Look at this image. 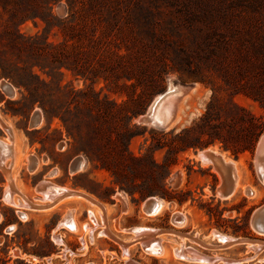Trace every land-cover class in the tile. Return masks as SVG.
<instances>
[{
  "label": "rangeland",
  "instance_id": "1",
  "mask_svg": "<svg viewBox=\"0 0 264 264\" xmlns=\"http://www.w3.org/2000/svg\"><path fill=\"white\" fill-rule=\"evenodd\" d=\"M170 79L191 89L179 125L138 123ZM4 81L16 93H0V126L7 146L13 131L18 158L4 191L20 196L17 206L2 197L0 264H202L181 257L182 248L264 264V235L252 225L264 211L255 169L264 133V0H0ZM207 149L236 163L240 186L255 194L240 188L221 199L220 174L197 160ZM45 182L99 208L78 199L24 208L23 201L43 205ZM149 198L162 205L144 217ZM255 221L263 232L264 220ZM135 228L160 232L163 243L154 239L146 252L133 242ZM211 232L262 248H223ZM158 244L165 256L153 253Z\"/></svg>",
  "mask_w": 264,
  "mask_h": 264
},
{
  "label": "bare ground",
  "instance_id": "2",
  "mask_svg": "<svg viewBox=\"0 0 264 264\" xmlns=\"http://www.w3.org/2000/svg\"><path fill=\"white\" fill-rule=\"evenodd\" d=\"M189 90H191V89H181L180 86H177L176 83L173 82V79L168 80V86H167L166 91L163 92L162 94L158 95L151 102V104L147 108V114L144 113L143 115H140L138 117V119H137L138 123H141V124L146 125L148 127L155 128L157 130H166V129H169V127L173 128V127L178 126L180 121H181V115H182L183 109L185 108V106H186V104H187V102L189 100V98H187V97L184 98V92H188ZM183 98H184V100L181 103V100ZM179 108H180V110H179ZM0 119H2V117ZM38 119L39 118H37V119L35 118L34 120H37V122H39ZM3 121L4 120H2L1 123H5V121L4 122ZM8 128H10V127H8ZM9 131H11V130H9ZM9 135H10V139L12 141V144L10 146H7V147H9L8 149H9V152H10L9 154H7V157H6V158H8V161L5 164V166L0 164V169L3 170L4 176L7 179V181H10V178H11L10 177V172H9L11 167L8 170L7 169L8 164L11 163L12 166H13V165H15L17 163V160H18L16 154L14 153V149L12 147L13 146V142H14V140H13L14 138L12 139L11 138V134H9ZM3 159H4V156H3ZM197 160H198V162H199L201 167H203V168H210L211 167L214 172H216L218 175L220 174L219 176L222 177V175H223L224 177H227V179H230L232 181L233 188H232L231 192L227 193L225 196H222L226 192L225 187H220L217 190L216 193L221 199H228L231 195L235 194L240 188H241L242 194H244V195L248 191L251 194H255L254 190L247 189L246 186L245 187L244 186H240V181L243 180L244 177L242 175V178H241V174H240V177L236 176L237 164L229 161L222 154H219V153H217L215 151H210V150L207 149V150H204V151H200L197 154ZM78 163L80 164L81 160L76 162L77 165H78ZM76 168H77V166H76ZM255 169H256V172H257V174L259 176L258 178H260L261 183L264 184V146L258 147L256 156H255ZM11 183H12V180L10 181V184ZM8 188H11V185H9ZM59 189H61V190L57 191V189L56 188L54 189V187L52 185H48V184H46V182L45 183H41L39 185V187H38V190H39L40 194H42V197L40 198V201H41V203H43V205H41V206H28L26 204V202L24 201L23 202L24 203V205H23L24 208L30 207V208H39V209H44V210L45 209L46 210H50L54 206L56 207L57 205H62L65 202H67V201H69L71 199L85 200V201H87V202H89L91 204L97 205V207L99 205V203L96 204L95 202H93L92 198H90L88 196H85L84 194H81V193H78V192H75V191L69 190V189H63V188H59ZM5 190H7V188ZM8 195H11V194L9 193ZM6 200L8 201L9 205H11V206L16 205L15 201H12L10 196H7ZM121 201L122 200H119V202H121ZM161 205H162L161 202L159 200H156V198H155L153 201H150L149 203H144V211L146 213H148V214L149 213H155L156 210H158L161 207ZM102 211H103V209H102ZM71 217H74V215L72 213H68V216L66 217L67 221ZM253 218H254L252 220L253 229L258 234L264 235V231L261 232V231L256 230V226H255L258 223V221H255V220H264V211L255 214ZM66 219H64V221L60 224L59 228L60 227L61 228H67V226L65 224V223H67ZM104 220H105L104 219V215H102L101 228L104 227L103 226L104 225ZM183 220H184V217H181V221L182 222H184ZM253 222H255V223H253ZM83 229H84V231L86 233H91L92 232V228L89 229V227H87V226H83ZM102 229L105 231L104 233L106 235H109L108 231H106L105 228H102ZM72 230L74 231L75 228L73 227ZM76 230H77V228H76ZM129 232L131 234H133V242H138L139 244H142L144 246V248H145L143 250H145L146 252H147L148 249H152V245L154 244L153 243L154 239L156 240V238H157V239H159L161 241V243H163L162 239L160 237H158V236H160V232H156L154 230H150V229H146V228H144V229L143 228H141V229H139V228L136 229L135 228L134 230H131ZM163 234L174 235V234H172L170 232L163 233ZM211 236L214 237L215 239H217L220 243H222V247L223 248H227V247H229L231 245L240 244V243L247 244L248 247L251 249V251H253L254 253H258L261 250V248H262L261 243L258 242V241H253V240H246V241L233 240V238H231V237H225V236H222V235H220L218 233H214V232H211ZM185 240L186 239H184V238L180 239L181 244H183L184 243L183 241H185ZM189 240L191 241V239H189ZM57 242H60V241L57 240ZM191 242H193V241H191ZM142 245H140V247ZM122 248H123V253L126 255L127 251H128L127 246L123 245ZM182 249L179 250V251H182L179 255L181 257L185 258L186 260L190 261V262L191 261L200 262L202 264H219V263H222V264H238L239 263V262H235L233 260H226V259H223V258H218V256L207 257V256H205V254H202L201 252H198L196 250H191V249H187V248L186 249L182 248ZM155 250L158 253L159 257L160 256H165L166 252H167L163 245H161V247H160V245L158 247H154V249L152 250L153 253H155ZM175 253H177V251ZM126 256H128V255H126ZM179 259H180V257H179ZM185 259L183 261H185ZM130 261H128V264H131Z\"/></svg>",
  "mask_w": 264,
  "mask_h": 264
},
{
  "label": "crops",
  "instance_id": "3",
  "mask_svg": "<svg viewBox=\"0 0 264 264\" xmlns=\"http://www.w3.org/2000/svg\"><path fill=\"white\" fill-rule=\"evenodd\" d=\"M13 132H11V138L14 140V142H13V149H14V153L16 154L17 152V150H16V138L14 137V133L12 134ZM5 137H6V134H5V132H3V131H1L0 130V164H2V165H4L5 166V164L7 163V161H8V158H6L7 157V154H9L10 152H9V147H7V145H6V143L4 142V140H5ZM3 156H4V159H3ZM6 159V160H5ZM2 160V161H1ZM5 162V163H4ZM12 167H14V165L12 166ZM11 167V168H12ZM13 169V168H12ZM10 171H11V173H12V170L10 169ZM11 173H10V175H11ZM10 177H12V176H10ZM6 178H5V176H3V173L0 171V206H4L3 205V199H2V197H7V196H10V198L12 199V201H15V197H19L20 195H19V193H17V195L16 194H14V193H10V192H8V191H4V186H5V184H6V182H8L9 184H10V181L12 180L11 178H10V181H7V179L5 180ZM12 184V183H11ZM10 184V185H11ZM39 187V186H38ZM54 187V186H53ZM59 188V187H58ZM12 189V188H11ZM46 191V190H45ZM11 194V195H8V194ZM19 195V196H18ZM24 202V201H23ZM16 203V202H15ZM26 204L28 205V206H33V204H28L27 202H26ZM23 205H24V203H23Z\"/></svg>",
  "mask_w": 264,
  "mask_h": 264
},
{
  "label": "built area",
  "instance_id": "4",
  "mask_svg": "<svg viewBox=\"0 0 264 264\" xmlns=\"http://www.w3.org/2000/svg\"><path fill=\"white\" fill-rule=\"evenodd\" d=\"M3 91H5L7 94L10 93V94H9L10 96L13 95L14 93H16V89H15V87L12 86L10 83H8V82H6V81L0 83V93H4ZM6 98H9V97L6 96ZM9 99H10V98H9ZM34 117H36V118L40 117V122H36V121L34 120ZM41 120H42V117H41L40 111L37 110L36 112H34V115H33V117H32V123L34 124V127L40 125ZM0 130L3 131V129L1 128V126H0ZM3 132H4V131H3ZM60 188H61V187H60ZM127 212H128V211H126V213H127ZM140 212L143 214L144 217H145V216L148 217V215H149V214H146L145 212H143L142 209H141V207H140ZM126 213H125V214H126ZM64 229H65V228H64ZM98 232H99V231H98ZM98 232H97V233H98ZM97 235L100 236L99 233H98ZM187 249H190V248H187Z\"/></svg>",
  "mask_w": 264,
  "mask_h": 264
},
{
  "label": "water",
  "instance_id": "5",
  "mask_svg": "<svg viewBox=\"0 0 264 264\" xmlns=\"http://www.w3.org/2000/svg\"><path fill=\"white\" fill-rule=\"evenodd\" d=\"M147 114V110L145 112ZM264 146V133L261 134V136L259 137L258 141H257V147H256V153L258 150V147H262ZM222 185L221 187H225L226 192L222 195L225 196L227 193L231 192L232 188H233V183L230 179H227V177H224L222 175ZM155 198H149L145 201V203H149L150 201H153Z\"/></svg>",
  "mask_w": 264,
  "mask_h": 264
},
{
  "label": "trees",
  "instance_id": "6",
  "mask_svg": "<svg viewBox=\"0 0 264 264\" xmlns=\"http://www.w3.org/2000/svg\"><path fill=\"white\" fill-rule=\"evenodd\" d=\"M48 6H49V4H48Z\"/></svg>",
  "mask_w": 264,
  "mask_h": 264
}]
</instances>
